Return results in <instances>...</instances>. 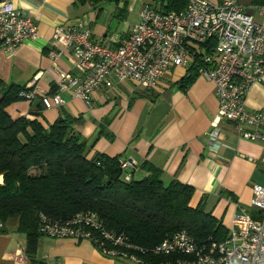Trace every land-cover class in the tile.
<instances>
[{"label": "crops", "instance_id": "1", "mask_svg": "<svg viewBox=\"0 0 264 264\" xmlns=\"http://www.w3.org/2000/svg\"><path fill=\"white\" fill-rule=\"evenodd\" d=\"M239 1L249 13L258 5L251 0ZM11 2L34 21L38 36L24 41L12 52L0 48V79L19 85L35 79L47 94L58 79L57 71H76L69 53L55 61L48 57L55 27L73 25L77 19L85 18L91 39L115 47L139 20L144 4L158 5L157 0H127L126 5L123 0ZM131 13L135 16L130 20ZM114 20L118 22L115 26ZM188 68L169 70L152 89L130 81L112 88L101 86L92 91L89 103L64 93L62 105L43 109L36 117L45 126L66 114L80 117L75 128L85 139L89 155L100 152L122 160L133 159L137 163L133 172L136 178L147 174L145 164L158 167L165 183L177 179L192 186L190 205L204 200L205 210L227 229L239 209L252 217L260 216L251 209L250 201L252 186L264 187V142L240 138L228 122L220 123L218 140L209 141L207 133L216 117L218 101L213 84L200 75L186 90L180 87ZM35 105L36 101L19 100L9 104L6 111L12 118L35 117ZM245 106L264 109V80L250 88ZM101 127L104 132L99 135ZM16 227L17 220L10 218L0 231V264H32L25 253L26 236ZM35 256L45 264H119V260L99 253L86 239L40 235Z\"/></svg>", "mask_w": 264, "mask_h": 264}, {"label": "built area", "instance_id": "2", "mask_svg": "<svg viewBox=\"0 0 264 264\" xmlns=\"http://www.w3.org/2000/svg\"><path fill=\"white\" fill-rule=\"evenodd\" d=\"M254 12H247L239 0H186L182 9L166 13L144 4L138 22L115 47L91 39L85 18L73 25L57 26L48 57L55 61L69 53L76 71H57L53 93H44L34 79L27 84L31 89L21 94L29 101L40 94L43 108L49 109L65 102L64 93L89 103L95 89L125 81L152 89L169 70L189 67L199 52L208 49L202 52L198 68V75L213 84L218 101L208 140H218L220 123L228 122L240 138L264 142V109L245 106L250 88L264 80V4L257 5ZM37 36L38 27L30 17L22 15L11 0H0V48L12 52ZM119 163L128 180L137 163L133 159H119ZM250 207L260 217L237 210L224 239L208 249L185 230L152 248H143L133 244L123 231L107 229L94 211L78 212L66 219L40 214L37 230L52 238L86 239L103 256L136 264H264V187L252 186ZM4 225L0 217V231ZM156 255L168 259L156 262L146 258Z\"/></svg>", "mask_w": 264, "mask_h": 264}, {"label": "trees", "instance_id": "3", "mask_svg": "<svg viewBox=\"0 0 264 264\" xmlns=\"http://www.w3.org/2000/svg\"><path fill=\"white\" fill-rule=\"evenodd\" d=\"M157 1L155 8L162 13L180 10L186 4V0ZM251 2L264 4V0ZM202 52L189 66L182 89L198 75ZM30 89L27 84L0 79V217L4 222L17 220L16 228L26 236L25 253L32 264H45L35 256L41 235L37 230L40 214L66 219L78 212L94 211L107 229L123 231L133 244L143 248H152L179 230L187 231L205 249L224 239L226 227L205 210L204 200L190 205L194 188L189 184L177 179L165 183L162 170L148 164L145 176L136 178L131 173L125 179L127 171L120 167L118 156L89 155L85 139L75 128L80 117L66 114L43 125L36 117L44 109L40 94L30 100L36 101L35 117L12 118L6 107L27 100L21 93ZM55 89L54 84L48 94ZM103 132L101 127L98 134ZM146 258L157 262L168 256Z\"/></svg>", "mask_w": 264, "mask_h": 264}, {"label": "rangeland", "instance_id": "4", "mask_svg": "<svg viewBox=\"0 0 264 264\" xmlns=\"http://www.w3.org/2000/svg\"><path fill=\"white\" fill-rule=\"evenodd\" d=\"M147 1H149V0H147ZM135 15L133 14V13H131V14H129V18H130V20L134 17ZM138 21H136L135 23H137ZM118 22L116 21V20H114V22L112 23L113 24V26H115L116 24H117ZM134 23V24H135ZM122 23H120V25H119V28L122 26L121 25ZM259 83H261V82H259ZM98 251V250H97ZM100 253V252H99ZM119 264H136V263H133V262H130V261H126V260H120L119 261Z\"/></svg>", "mask_w": 264, "mask_h": 264}]
</instances>
